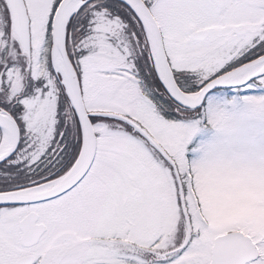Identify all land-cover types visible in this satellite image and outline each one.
<instances>
[{
  "label": "snow or ice",
  "instance_id": "obj_1",
  "mask_svg": "<svg viewBox=\"0 0 264 264\" xmlns=\"http://www.w3.org/2000/svg\"><path fill=\"white\" fill-rule=\"evenodd\" d=\"M0 264H264V0H0Z\"/></svg>",
  "mask_w": 264,
  "mask_h": 264
}]
</instances>
